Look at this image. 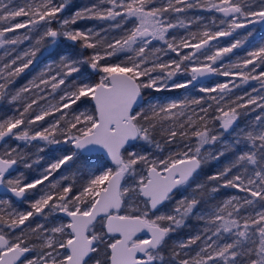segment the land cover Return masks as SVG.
Masks as SVG:
<instances>
[{
    "label": "snow or ice",
    "instance_id": "obj_1",
    "mask_svg": "<svg viewBox=\"0 0 264 264\" xmlns=\"http://www.w3.org/2000/svg\"><path fill=\"white\" fill-rule=\"evenodd\" d=\"M10 4L11 0H0V48L32 41L33 34L38 38L0 67V101L23 102L22 111L15 109L18 114L0 119V142H4L0 188L27 200L29 190L45 187L39 198L27 201L28 210L0 211V264H264V36L256 42L255 35V26H264V0H97L68 17L62 15L67 0ZM194 9L220 13L221 18L218 23L215 17L203 23L204 17L186 15ZM82 19L108 22V26L100 32L72 27ZM194 23L195 32L191 31ZM21 29L25 31L17 34ZM176 29H184L187 35L178 38ZM240 29L244 32L238 33ZM111 30L119 34L101 35ZM223 37L232 39L222 47L211 43ZM61 38L92 52L86 59L51 52L44 69L11 93L9 86L33 65L37 53L48 51ZM245 44L251 50L245 49L244 57L223 63ZM169 53L175 58L164 61L162 57ZM82 65L98 75V81L74 75L81 73ZM211 75L238 77L240 83L230 80L197 88L198 80ZM179 76L189 78L181 81ZM249 81L259 82V89L252 87L256 95L245 91L232 99L233 89ZM190 86L217 95L166 102L145 96V90L161 93ZM85 99L91 106L80 110L78 102ZM257 108L262 114L250 129H241L248 150L208 177L217 182L213 193L223 187L245 195L231 196L201 212L206 185L195 179L209 159L219 160L227 151L206 152V145L222 143V133L214 134L210 122L218 121L228 132L241 115L238 110L247 114ZM42 121L47 126L34 127ZM157 135L170 148L166 156L161 155L164 147ZM9 140L26 145L43 141L39 152L51 145L69 147L57 148L62 154L54 156L38 178L23 183V173L13 175L16 166L22 163L30 169L39 159L29 162L19 145L7 146ZM139 142L158 152L137 150ZM89 153L103 155L95 157L100 164L86 182L69 175L56 178L60 169ZM189 189L191 193L185 195ZM178 194L171 211L162 212ZM2 205L11 208V199L0 200ZM57 214H63L66 222L51 228L31 226L35 216L47 220ZM193 215L203 227L177 242L166 258L171 234ZM193 246L198 249L194 255Z\"/></svg>",
    "mask_w": 264,
    "mask_h": 264
},
{
    "label": "rangeland",
    "instance_id": "obj_2",
    "mask_svg": "<svg viewBox=\"0 0 264 264\" xmlns=\"http://www.w3.org/2000/svg\"><path fill=\"white\" fill-rule=\"evenodd\" d=\"M9 0H5V3H8ZM25 2V0H11V4L9 6L14 7L17 5H21ZM97 0H67V7L62 13L64 17L71 16L74 12H76L79 9L84 8L85 6L91 5L92 3H96ZM77 4L76 7L73 6ZM220 13L215 12H207L202 9H194L186 13V15L190 18H194L196 16L204 17L203 23H209L213 17L217 19V23L219 22V18H221ZM22 19V18H18ZM108 22L104 21H98L93 19H82L78 20L75 25H72L73 28H78L81 30L92 28L97 32H100L101 29L107 28ZM53 27H59L57 24H53ZM197 25L194 23L191 27V31L195 32L197 31ZM202 30V28L200 29ZM25 30H17V34L23 33ZM238 33H243L244 30H237ZM174 33L177 35V37L186 36L187 33L184 29H176L174 30ZM118 30H111L107 33L101 32L102 36H105L106 38H111V36L118 35ZM9 36L12 34L9 33ZM264 36V34L262 35ZM38 38L35 34H33L32 41H25L22 44L16 45V46H8L6 45L4 48H0V67L3 66L5 62L10 61L12 58L15 57L18 53L23 52L24 50L28 49L32 43H34L35 39ZM237 38H240L237 36ZM261 36L256 38V42H259ZM232 38L226 37V38H220L218 41H215L212 43L213 45L217 47L225 46ZM155 43V42H154ZM159 46V45H157ZM15 48V51H12V48ZM245 49L251 50V46L248 44L244 45V48L234 50V53L228 54L227 57L224 58L223 63L229 64V63H235L238 62V60L246 55ZM88 51V49H86ZM214 50V48H213ZM53 51H61L68 52L73 55L81 56L82 58H87L91 52L92 49H89L90 54H84V49L80 48V45L77 43L76 45H71L70 42L64 40L61 38L56 46H52L48 49V51H44L42 49V53H37V57L33 62V65H30L28 69H25L23 73L20 74V76L15 78V81L12 85L9 86V91L11 93H15V91L19 90L21 87L28 84L30 80H32L34 77H36L41 70L44 69L45 64L48 62L49 59H51L50 53ZM184 52L189 51L188 49H184ZM6 52L10 53V55H6ZM170 57L175 58L174 53H169L168 56L162 57L164 61H167ZM58 59V57H57ZM115 59V58H113ZM201 62L203 61V58H201ZM78 75L81 79H86L89 82H95L98 81L99 76L92 72V70L85 65L81 66V73L80 74H74ZM188 76H179L177 79L179 80H185L188 79ZM230 80H234L236 83H240L238 77H223V76H217L212 75L211 77H208L207 79L203 80L202 82H198L197 88L200 85H204L207 87H214L217 83H223ZM201 83V84H199ZM169 84H171V81H169ZM231 86V85H230ZM252 87H256L257 89L260 88V84L258 81H249L247 84H242L239 88H234L233 93L231 95L232 99H235V96L237 95H243L245 91L249 92L252 95H256V93L252 92ZM146 98H154L155 100H159L161 102H166L170 99H182L184 97L193 98V97H199V96H205L207 98L209 95H217V93H200L197 91V89H193L191 86L188 89H176L172 91L167 92H161V93H155L152 90H145ZM264 95V92L261 93ZM28 95V94H25ZM49 100H51L52 103H55L56 100L52 99V97H48ZM58 99V95L56 97ZM209 103H213L212 101H208ZM22 103L12 104L9 103V100L6 98L2 101H0V119H4L5 117L9 115L18 114L15 112V109L19 108L22 111ZM44 101H41V104H43ZM80 110H84L86 107L91 106V101L85 99L83 103H80ZM206 106V105H205ZM35 107V106H34ZM215 107V105H214ZM252 106H249L251 108ZM241 112V115L238 117L236 123L233 125V128L230 129L228 132H223V130L220 128V123L218 121H212L209 124V127L213 129V133L217 135H221V142H218L216 145H206L205 150L207 153L215 154L217 150H224L225 148L227 151L225 152V156L221 157L219 160L209 159L200 170L199 175L195 179V183L198 184H205L206 189L201 194V204L199 205V210L201 212L206 211L210 208L215 207L217 204L222 203L223 201L227 200L231 196H244L245 193H241L236 189L232 188H223L220 187L219 191L216 193H213L211 191V188L213 186L217 185L216 181H208V177L216 172L222 171L224 167H226L231 161L235 159V156L241 152V151H247L248 150V142L244 141L242 139L243 134L241 133V129H250L251 125L255 122V117L258 114H262L260 109H256L255 111H247V114H244L245 110H238ZM210 112L212 110L210 109ZM190 114V113H189ZM214 115H219V113H214ZM30 118V117H29ZM52 117H47L46 120H51ZM47 126L45 122H38V124L34 127L39 128L40 125ZM219 125V126H218ZM23 127V126H22ZM237 138H241L242 142L239 145H234V141ZM156 139L161 143V145L164 147V152L161 155H167L170 148L167 145L163 144V139L160 135L156 136ZM45 142L43 141H33L31 145H26L25 142L22 141H16V140H9L7 142V146L9 147H16L19 145L20 150H22L30 159L29 162L35 161L39 159L38 163H33L32 168H25L23 164H18L16 166V172H14V176L19 175L20 173H23V183H29L33 181L34 179L38 178L44 171V169L47 167L48 163H50L54 156H59L62 154L61 151H57L56 149H63L65 147H69L67 145L61 144L59 146L57 145H51L45 148L44 152H39L38 147L43 145ZM4 142L0 143V151H3ZM175 146H173L174 149ZM137 150L139 151H147L148 153H154L158 152L157 149L154 147L144 144L143 142H139L137 146ZM101 156L102 154L97 153H89L86 154L85 158L76 159L74 162H70L71 167L69 168H62L54 175L56 178H59L60 175H69V176H75L77 178H84L80 179L79 182L83 183L86 182V178L93 174L96 171V168L99 166L100 161H97L95 159L96 156ZM42 157V159H40ZM87 157H91L92 159H88ZM236 170L234 169V172ZM50 179H52L50 177ZM47 181L45 182V185H47ZM44 185H38L37 189H31L27 193V200H19L13 196H2L0 195V200L5 199H11L12 201V207L9 208L7 205L0 206V211L3 213H7L11 211L13 208L18 211H26L29 208V203L27 201H34L35 199L39 198V195L41 194V190L44 189ZM192 189L188 190V193H184L185 195H188L191 193ZM180 199V195H176L174 199L167 203L166 207L161 209L162 212H170L171 209L175 206L176 201ZM47 211V210H46ZM61 222H66V218L62 216L61 214H57L55 217L49 216L47 217V220H45L44 216L38 215L32 218V227H35L37 224H45L46 227L51 228ZM192 222V223H191ZM28 223V222H26ZM203 227L202 222L197 218V216L193 215L190 216L184 227L178 229L176 232L172 233L168 244L165 248V256L166 258L171 254V249L175 246V244L179 241L186 240L189 236L195 235L198 231L201 230ZM182 229L187 230V233L181 234L180 232ZM38 243V241H37ZM195 250H198L196 246H193V252L192 254H195Z\"/></svg>",
    "mask_w": 264,
    "mask_h": 264
},
{
    "label": "flooded vegetation",
    "instance_id": "obj_3",
    "mask_svg": "<svg viewBox=\"0 0 264 264\" xmlns=\"http://www.w3.org/2000/svg\"><path fill=\"white\" fill-rule=\"evenodd\" d=\"M218 16H221V15H219L218 14ZM251 27V26H250ZM256 27V33H255V35H256V38H258V37H260V36H262L263 34H264V29H262V26L261 25H256L255 26ZM242 30V29H241ZM223 38H226V37H223ZM215 41H213V42H211V43H214ZM202 82V81H201ZM196 84H198V83H196ZM199 84H201V83H199ZM145 96H146V94H145ZM219 126V125H218ZM0 195H2V194H0ZM2 196H12V195H10V194H8V195H2ZM26 196H27V194H26ZM62 215V214H61ZM63 216V215H62Z\"/></svg>",
    "mask_w": 264,
    "mask_h": 264
},
{
    "label": "water",
    "instance_id": "obj_4",
    "mask_svg": "<svg viewBox=\"0 0 264 264\" xmlns=\"http://www.w3.org/2000/svg\"><path fill=\"white\" fill-rule=\"evenodd\" d=\"M262 29H264V26H262ZM211 76H212V75H211ZM211 76L204 77V78L198 80L196 83L201 82V81H203V80H205V79H207L208 77H211ZM0 143H1V142H0ZM101 154H102V153H101ZM102 155H103V154H102ZM0 194H2V195H8V194H10V195H11V193H6V192L4 191V189H2V188H0ZM62 215H63V214H62Z\"/></svg>",
    "mask_w": 264,
    "mask_h": 264
},
{
    "label": "trees",
    "instance_id": "obj_5",
    "mask_svg": "<svg viewBox=\"0 0 264 264\" xmlns=\"http://www.w3.org/2000/svg\"><path fill=\"white\" fill-rule=\"evenodd\" d=\"M77 6V4H75L74 6H73V9H74V7H76ZM157 6H159V5H157ZM84 54L86 55V54H90L89 53V49H88V51L86 50V49H84ZM86 67H87V65H85ZM192 223V222H191ZM181 234H183V233H187V230H185V229H182V231L180 232Z\"/></svg>",
    "mask_w": 264,
    "mask_h": 264
}]
</instances>
